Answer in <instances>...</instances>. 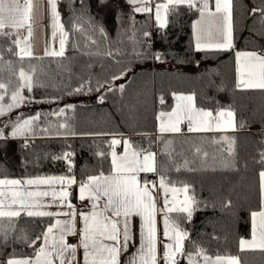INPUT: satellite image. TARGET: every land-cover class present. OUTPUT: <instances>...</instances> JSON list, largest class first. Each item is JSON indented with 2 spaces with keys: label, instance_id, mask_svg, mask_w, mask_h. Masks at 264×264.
Here are the masks:
<instances>
[{
  "label": "snow or ice",
  "instance_id": "6c2138e0",
  "mask_svg": "<svg viewBox=\"0 0 264 264\" xmlns=\"http://www.w3.org/2000/svg\"><path fill=\"white\" fill-rule=\"evenodd\" d=\"M127 3L132 14H147L158 29H166L170 17H178L182 9L195 15L197 18L191 28L196 51L234 48V0H127ZM249 12L259 14L264 24V0ZM45 15L51 39L45 42L43 55L38 56L36 34L43 27ZM95 32L108 40L104 27L91 16L86 18L83 0L70 27L62 20L58 0H0V41L7 42L0 44V118H8L0 120V140L23 138L24 147H28V139L37 135V128L43 133L51 132L52 125L40 127V113L28 117L16 115L11 119L14 109L31 102L25 90L31 93L37 84L36 66L30 61L44 57L64 59L70 43L73 49L80 51V44L73 42L76 33L87 40L84 48L96 45L97 40L91 35ZM131 33L134 54L146 55V50L135 51V45L146 43L151 33L142 32L143 42L135 39L134 26ZM5 53L16 60H5ZM82 54L101 53L84 51ZM103 54L114 56L111 50ZM152 55L161 59L159 53ZM25 61H29L27 68ZM5 70L7 79L3 78ZM126 75L127 70H122L113 75L112 80ZM86 83L91 86L90 81ZM106 83L99 84L97 91ZM84 87L81 83L74 91L80 92ZM235 88L264 92V51H235ZM107 90L113 89L109 85ZM119 90L123 92V84ZM171 95V110L156 115L155 143L158 147L163 145L159 151L152 149V141L145 148L122 134L94 133L92 135L112 137L107 142V151L95 152L101 161L109 162L107 171L101 168L78 180L74 173V154L64 151L53 155L52 159L65 161V174L0 178V264H242L238 255L219 251L212 255L191 240L183 224L190 223L194 212L201 204L207 207V202L197 198L194 185L174 179L172 174L236 170L239 166L237 139L228 133L246 128L247 123L238 121L230 106H198L195 93L173 92ZM103 101L101 96L100 102ZM159 103L165 104L163 96ZM48 115L59 120L65 116V109ZM54 127L57 136L76 135L67 122ZM7 128L11 129L10 133L5 132ZM193 133L221 135L193 140L187 135ZM258 155L256 162L262 166L258 173L259 208L250 212V237H240L238 248L240 252L264 255V150ZM149 174L155 179H149ZM74 188L80 206L72 202ZM222 204L225 209L230 208L231 200ZM24 218L39 220L43 227L38 233L30 234L19 226V220ZM70 237H75L76 242H69ZM187 242L191 243V248ZM18 244L23 245V251L16 250Z\"/></svg>",
  "mask_w": 264,
  "mask_h": 264
},
{
  "label": "trees",
  "instance_id": "16d2710c",
  "mask_svg": "<svg viewBox=\"0 0 264 264\" xmlns=\"http://www.w3.org/2000/svg\"><path fill=\"white\" fill-rule=\"evenodd\" d=\"M83 4L86 18L91 16L102 25L108 40L105 41L98 32L91 33L97 44L84 48L87 40L76 33L73 42L80 44V51L73 49L70 43L64 59L44 57L30 61L36 66L37 84L31 93L25 90L24 94L32 98L31 102L14 109L11 119H15V112L24 117L40 113V127L52 125L51 132L43 133L37 128V135L28 139V147H24L23 138L0 140V177L65 174V161L52 159L53 155L64 151L74 154V173L78 180L101 168L107 171L109 162L101 161L95 152L107 151V142L112 137L92 135L94 133L122 134L145 148L152 141V149L159 151L163 145L158 147L155 143L156 114L171 109L173 92L195 93L198 106H230L235 110L237 120L246 121L247 127L228 133L237 139L239 166L236 170L172 174L174 179L186 180L194 185L197 198L207 202V207L201 204L191 222L183 226L188 229L191 240L212 255L219 251L220 254L238 255L242 264H264V255L240 252L238 248V239L250 235V212L259 208L258 173L262 166L256 161L259 152L264 150V143H261L264 140V92L235 88L234 59L237 50H264V24L259 14L249 12L251 7L260 5V0H234V48L226 51H196L191 30L196 16L186 9H182L178 17H170L171 22L166 29L156 32L149 16L132 14L126 0H83ZM80 7L81 0H58V10L66 26L70 27L73 15L79 14ZM133 26L136 40L144 41V30L151 33L146 43L135 45V51L146 50V55L134 54ZM6 43L0 41V44ZM109 50L114 53L113 57L103 54ZM84 51H99L101 54L83 55ZM117 51L119 54H116ZM152 53H159L161 59H155ZM5 60L15 61L16 58L5 53ZM157 62L165 65L158 66ZM28 64L29 61H25L26 68ZM122 70L130 71L123 82V92L119 90L120 85H113L112 91L107 88L97 91L99 84L107 82L106 86L112 83V76ZM7 77L5 70L3 78ZM87 81L91 82L90 87ZM209 81L212 82L211 87ZM81 83L85 87L75 92ZM101 96L104 97L103 103L100 102ZM161 96L165 99L164 105L159 103ZM76 98L82 101L77 102ZM71 100L74 102L70 103ZM69 105L72 107L69 108ZM60 108L65 109V116L59 120L48 115ZM3 119L8 118H0ZM64 122L76 135L55 134L57 129L54 125ZM10 131V128L5 129L6 133ZM187 135L197 140L200 136L221 134ZM148 178L154 179L151 174ZM229 199L231 207L225 209L222 202ZM19 226L34 235L43 223L24 218L19 220ZM213 236L219 239H213ZM187 243L191 248V243ZM15 248L24 250L19 244Z\"/></svg>",
  "mask_w": 264,
  "mask_h": 264
},
{
  "label": "crops",
  "instance_id": "0c3cea01",
  "mask_svg": "<svg viewBox=\"0 0 264 264\" xmlns=\"http://www.w3.org/2000/svg\"><path fill=\"white\" fill-rule=\"evenodd\" d=\"M126 1H127V0H126ZM196 18H197V17H196ZM196 18H195V19H196ZM195 19H194V20H195ZM42 24H43V27H42L41 29H39V30L37 31V34H36V48H35V52H36V55H38V56H42V55H43V50H44V47H45V42H46V41H49V40L51 39V35H50L51 30H50V28H48L49 20H48L47 15L44 16L43 21H42ZM152 24H153L154 27H156V25L154 24L153 20H152ZM156 28H157V27H156ZM191 30H192V29H191ZM192 39H193V36H192ZM193 42H194V40H193ZM194 44H195V42H194ZM55 46H56L57 48L59 47L58 42L56 43ZM237 51H247V50H237ZM256 51H264V50H256ZM234 59H235V54H234ZM156 64H157L158 66H164V65H165V64L160 63V62H157ZM170 110H171V109H170ZM170 110H169V111H170ZM157 114H158V113H157ZM157 114H156V115H157ZM156 129H157V121H156V125H155V132H154V134H155V135H158ZM124 137L127 138V136H124ZM0 178H5V177H0ZM6 178H24V177H6ZM154 179H155V177H154ZM258 184H259V176H258ZM76 194H77V192H76V189L74 188V189H73V199H72V202H73L74 204L79 203V201L76 199ZM257 210H258V209H257ZM137 223H138V219H137ZM161 227H162V226H161ZM249 237H250V235H249L248 237H246V238H249ZM69 242H71V243H75V242H76L75 237H70V238H69ZM137 244H138V240H137Z\"/></svg>",
  "mask_w": 264,
  "mask_h": 264
},
{
  "label": "rangeland",
  "instance_id": "374dc122",
  "mask_svg": "<svg viewBox=\"0 0 264 264\" xmlns=\"http://www.w3.org/2000/svg\"><path fill=\"white\" fill-rule=\"evenodd\" d=\"M129 73H130V71L127 70V75L126 76L122 77L120 80L112 81V83L106 85L104 88H108L109 85L112 87L113 85H118L119 86V85L123 84V82H125L127 80L128 76H129ZM75 101L80 102V101H82V99L81 98H76ZM73 102H74L73 100L70 101V103H73ZM16 114H17V112H15L13 116L16 117Z\"/></svg>",
  "mask_w": 264,
  "mask_h": 264
},
{
  "label": "built area",
  "instance_id": "2783aa9c",
  "mask_svg": "<svg viewBox=\"0 0 264 264\" xmlns=\"http://www.w3.org/2000/svg\"><path fill=\"white\" fill-rule=\"evenodd\" d=\"M156 32H159V29L156 28ZM77 206H80V202L76 204Z\"/></svg>",
  "mask_w": 264,
  "mask_h": 264
}]
</instances>
